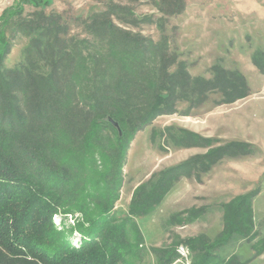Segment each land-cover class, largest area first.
Wrapping results in <instances>:
<instances>
[{"label": "trees", "instance_id": "1", "mask_svg": "<svg viewBox=\"0 0 264 264\" xmlns=\"http://www.w3.org/2000/svg\"><path fill=\"white\" fill-rule=\"evenodd\" d=\"M48 4L18 0L0 18V264H145L147 254L153 264H182L181 241L146 247L135 218L152 212L176 180L204 162L180 164L140 184L118 217L127 150L138 131L176 112L182 101L193 108L212 92L222 102L245 97V79L218 66L210 79L192 76L179 61L165 25L184 10V0H156L160 18L110 4L72 17L44 11ZM25 5L36 9L27 13ZM142 24L154 25L158 38L134 30ZM16 37L26 43L20 60L6 67L3 58ZM169 139L184 145L173 134ZM254 195L221 206L223 228L215 239L183 241L190 264H247L219 253L235 238L263 251ZM55 215L72 223L57 226Z\"/></svg>", "mask_w": 264, "mask_h": 264}, {"label": "rangeland", "instance_id": "2", "mask_svg": "<svg viewBox=\"0 0 264 264\" xmlns=\"http://www.w3.org/2000/svg\"><path fill=\"white\" fill-rule=\"evenodd\" d=\"M156 0H48L46 12L85 17L110 4L114 11L136 15L157 13ZM185 8L170 15L165 25L171 48L192 76L213 77L214 67L237 71L248 85V94L231 102H222L220 93L212 92L198 106L178 103L176 112L156 117L138 131L127 150L123 165V184L114 206V214L125 216L135 189L160 172L197 162L195 172L181 176L149 214L135 218L146 247H156L204 235L215 239L223 228L222 205L236 196L254 192L252 210L255 229L264 239V0H184ZM18 0H0V18ZM40 8V7H38ZM30 5L24 11H35ZM132 28V27H131ZM141 33L157 39L154 25L142 24ZM26 43L23 37L9 41L11 49L3 64L15 65ZM10 48V47H9ZM170 134L181 139L176 145ZM224 151L217 155V151ZM211 161V163H210ZM206 163H208L206 165ZM202 166V167H201ZM195 211L192 217L190 211ZM174 218V219H172ZM177 219H185L183 224ZM191 219V220H190ZM55 225L72 223L68 217H53ZM72 238L79 244V236ZM242 238L232 239L220 249L222 255L237 254L247 264H264V249ZM180 257L182 264H190ZM179 254V253H178ZM180 256V255H179ZM147 254L145 264H153Z\"/></svg>", "mask_w": 264, "mask_h": 264}, {"label": "built area", "instance_id": "3", "mask_svg": "<svg viewBox=\"0 0 264 264\" xmlns=\"http://www.w3.org/2000/svg\"><path fill=\"white\" fill-rule=\"evenodd\" d=\"M177 252L179 253L180 257H187L188 256V249L183 245H179L177 248Z\"/></svg>", "mask_w": 264, "mask_h": 264}, {"label": "water", "instance_id": "4", "mask_svg": "<svg viewBox=\"0 0 264 264\" xmlns=\"http://www.w3.org/2000/svg\"><path fill=\"white\" fill-rule=\"evenodd\" d=\"M110 121L113 123V125H114L117 129H119V127H118V125H117L116 122H113L111 119H110Z\"/></svg>", "mask_w": 264, "mask_h": 264}]
</instances>
